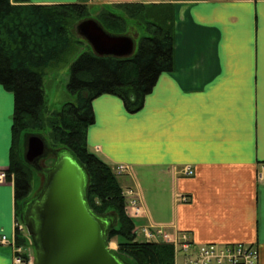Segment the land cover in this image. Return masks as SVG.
I'll return each mask as SVG.
<instances>
[{"label": "crops", "instance_id": "0c3cea01", "mask_svg": "<svg viewBox=\"0 0 264 264\" xmlns=\"http://www.w3.org/2000/svg\"><path fill=\"white\" fill-rule=\"evenodd\" d=\"M172 4L173 69L157 78L142 108L128 113L103 94L91 103L89 150L120 187L138 194L139 227L164 225L194 245L253 244L264 264V0H28V5ZM13 96L0 87V173L9 164ZM190 168L191 176H184ZM125 183L124 186L121 185ZM187 197L181 202L180 197ZM18 221L12 181L0 182V238ZM137 237V238H138ZM27 251V248L25 249ZM24 251V252H25ZM0 244V264H13Z\"/></svg>", "mask_w": 264, "mask_h": 264}, {"label": "trees", "instance_id": "16d2710c", "mask_svg": "<svg viewBox=\"0 0 264 264\" xmlns=\"http://www.w3.org/2000/svg\"><path fill=\"white\" fill-rule=\"evenodd\" d=\"M28 0H0V86L13 95L11 145L5 179L13 184L16 216L28 206L31 179L36 171L23 159L28 135L42 137L47 130L50 154L67 152L86 176L85 201L98 217L107 219V244L119 239L112 254L122 264H174L171 245L136 240L135 225L124 211L122 188L113 169L92 153L86 141L94 123L92 101L109 94L119 98L128 113L138 112L157 78L173 69L174 10L172 4L114 6L102 9L96 22L111 35L138 39V48L126 58L96 56L75 27L89 19L90 9L78 3L28 5ZM197 2L203 0H173ZM133 21L141 31H125ZM131 30V29H130ZM141 33V34H140ZM71 62V63H70ZM70 63L66 85L71 101L50 112L43 100V77L49 68ZM15 243L28 240L18 231ZM34 248V243H31ZM28 260L26 253L23 255Z\"/></svg>", "mask_w": 264, "mask_h": 264}, {"label": "water", "instance_id": "95a60500", "mask_svg": "<svg viewBox=\"0 0 264 264\" xmlns=\"http://www.w3.org/2000/svg\"><path fill=\"white\" fill-rule=\"evenodd\" d=\"M75 31L96 56L126 58L135 51L130 36L108 34L92 18L78 23ZM47 152L51 151L42 136L26 137L23 159L28 165ZM85 186L82 168L67 152L46 167L39 190L21 213L34 243V264H122L107 245L109 221L96 216L86 204Z\"/></svg>", "mask_w": 264, "mask_h": 264}, {"label": "built area", "instance_id": "2783aa9c", "mask_svg": "<svg viewBox=\"0 0 264 264\" xmlns=\"http://www.w3.org/2000/svg\"><path fill=\"white\" fill-rule=\"evenodd\" d=\"M129 173L127 165H119L114 169L117 176ZM182 174L186 177L192 175L190 168H184ZM5 180V173H0V182ZM124 199V211L130 219H137L143 215V208L135 189L131 187L122 190ZM181 202H187V197H180ZM14 230L25 235L21 224L15 223ZM138 230L146 242H161L171 245L174 253V264H258V250L253 244L229 243V244H203L194 245L186 233H178L172 237L166 232L164 225H149L139 227ZM14 232V233H15ZM1 245L10 246L13 251V264H31L30 260L23 258V247L17 246L15 236L7 239L0 238Z\"/></svg>", "mask_w": 264, "mask_h": 264}, {"label": "rangeland", "instance_id": "374dc122", "mask_svg": "<svg viewBox=\"0 0 264 264\" xmlns=\"http://www.w3.org/2000/svg\"><path fill=\"white\" fill-rule=\"evenodd\" d=\"M89 9H90V17L94 20L96 19L97 15L102 11V9H91V8H89ZM112 10L115 13H118V14L121 13V10L120 9L118 10L115 7ZM134 30L135 31H141V30H139V28H137L135 26L133 21H127L125 31H134ZM139 37H140V35H139ZM139 37H137V39L134 40L135 41V51L138 48ZM70 63L63 64V65L58 66V67L49 68L43 77V83H42L43 84V100H44L45 108L50 112L59 110L63 103L69 102L72 100V98L68 95L67 87H66V85L69 81V76H70ZM11 95H12V93H11ZM42 135L44 136L43 138L45 139V142L49 141L47 138V130L43 131ZM47 145H48V143H47ZM49 156H50V153L47 152V154L45 156L46 160H42L44 167H48L51 164L52 159ZM35 171H36V173L33 176V178L31 179V183H30L31 190H30V193L28 195V199H31L34 195H36V192L39 190V187H40V179H39V175L37 173H41V170L39 168V169H36ZM121 185L124 186L125 183H122V181H121ZM125 188H127V187H125ZM139 225H140V223L136 221L135 226H139ZM166 229H167V227H166ZM134 232L136 233L137 229L134 228ZM166 232H168V231H166ZM178 233H181V232L176 231L173 234L170 233V235L172 237H175V236H177ZM136 236H137V234H136ZM137 237H136V240L144 241L143 237H142L143 240H141L140 237H138V238ZM187 237H188V235H187ZM119 241H120L119 239H114L107 244L109 246V249H111L110 251L116 250L117 244ZM144 242H146V241H144ZM28 243L29 244L27 247V251L24 250L25 251L24 254L26 253V255L28 256V259L31 261V264H34V250L31 248V243L30 242H28Z\"/></svg>", "mask_w": 264, "mask_h": 264}, {"label": "flooded vegetation", "instance_id": "af4514ba", "mask_svg": "<svg viewBox=\"0 0 264 264\" xmlns=\"http://www.w3.org/2000/svg\"><path fill=\"white\" fill-rule=\"evenodd\" d=\"M55 157H56L55 154H52V155L50 154V158H51L52 160H51V164H50L49 166H51V165L53 164V162H54V158H55ZM42 160H46V158H45V157H44V158H41V159L37 160L36 162H34V163L31 165L35 170L40 168L41 173H37V174L39 175V179H40V180L43 178V176H44V172H45V170H46V167H44ZM41 162H42V163H41Z\"/></svg>", "mask_w": 264, "mask_h": 264}]
</instances>
